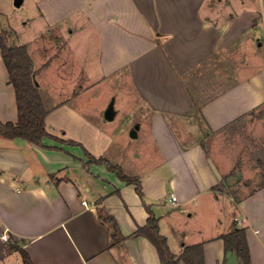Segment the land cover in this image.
Wrapping results in <instances>:
<instances>
[{"label":"crops","instance_id":"obj_1","mask_svg":"<svg viewBox=\"0 0 264 264\" xmlns=\"http://www.w3.org/2000/svg\"><path fill=\"white\" fill-rule=\"evenodd\" d=\"M37 5L45 29L61 31L62 80L70 91L48 105L50 135L42 145L0 135V264H22L2 237L6 229L34 264H162L156 246L136 234L150 216L147 205L174 254L203 243L205 264H224L221 236L238 226L246 228L251 264H264V141L248 161L259 180L237 196L214 188L240 169L237 162L219 156L204 138L264 106V0ZM71 75V82L65 79ZM107 78L127 80L129 95L112 97L104 112L88 107L81 96ZM198 90L213 93L204 98ZM112 102L115 113L108 120ZM129 117L132 138L146 125V152L154 160L138 161L141 152L129 153V132L114 127ZM17 120L16 91L0 49V123ZM201 120L206 133L195 123ZM87 153L137 176L144 199L134 183L90 162ZM241 169L249 179L248 167ZM245 184L243 191L250 182ZM229 204L238 212L219 227ZM101 213L115 218L122 242L111 247V228Z\"/></svg>","mask_w":264,"mask_h":264},{"label":"rangeland","instance_id":"obj_2","mask_svg":"<svg viewBox=\"0 0 264 264\" xmlns=\"http://www.w3.org/2000/svg\"><path fill=\"white\" fill-rule=\"evenodd\" d=\"M14 1L15 0H0V34L9 45L25 44L28 40L32 39L31 42H28L26 45L28 46L29 53L34 62L33 78L38 82V87L41 90L46 107H48L52 102L55 103L61 100V97L66 95L65 92L67 90L70 91L66 89L69 83H64L62 80V52L65 42L61 37V31L58 27L45 29L46 26L43 24V21L39 20L37 0H25L19 7L15 5ZM41 29L45 30L40 32ZM47 66L52 67L46 69ZM72 75L69 76V78L65 77V79L71 82ZM77 76V74H74L72 79L75 77V80H77ZM126 81L127 80H122V84L120 80L113 81L107 78L101 83L98 82L90 90L83 93L81 99L86 100L85 104H87L88 107L96 110L99 109L104 112L106 108L105 103L110 101L112 97L119 100L122 96L129 93ZM72 86L73 85H70V87L67 88H72ZM77 89H79V87L75 86V91H78ZM198 92H200L204 98L205 93L208 96L213 93L206 92V90H198ZM195 115H197V110L195 111ZM127 121L128 120L125 121L126 123L123 122V124L113 125L115 128L122 129L127 133L129 132V153L132 154L135 151L141 152L142 159H138V161L150 162L154 160L153 154L146 152L147 146L150 145L149 140H147L146 125L143 127L139 138H132L130 136V131L132 129L130 123H132L133 119L129 117V122ZM195 123L201 128L203 133L208 132L209 129L204 121H195ZM205 136V141L208 142L210 145L209 147L213 146L214 150H218L217 153H219V156L224 154L229 157L231 156L240 168H234L231 172V175H234V179L233 177L228 178L223 189L218 190L221 192H234L235 194H238L240 191L241 194H243L246 193L247 190L252 189L259 178L252 176L253 172L250 168L252 167V163H248V161L251 160L250 155L252 149L264 141V106L251 112L249 115L234 120L226 126L224 131ZM244 166H247L251 171L249 179L245 177L248 176V174H244L245 176L243 175L241 168ZM245 181H249L250 185L247 187L248 189L246 188L243 191L242 188L246 185ZM227 208L224 216L225 218L222 220L223 222L219 227L225 225V222H232L234 215L238 212L235 209L236 207L230 206V204Z\"/></svg>","mask_w":264,"mask_h":264},{"label":"trees","instance_id":"obj_3","mask_svg":"<svg viewBox=\"0 0 264 264\" xmlns=\"http://www.w3.org/2000/svg\"><path fill=\"white\" fill-rule=\"evenodd\" d=\"M0 49L2 57L9 72V81L14 85L18 105L17 122L0 123V135L14 138L22 137L36 144L42 145V140L50 134L46 128V117L49 110L46 107L40 88L33 78L34 62L26 44L9 45L0 34ZM70 143H76L69 140ZM90 162L106 164L109 169L117 171L119 177L136 185L137 192L144 199V193L140 179L137 176H129L118 164H114L105 157L96 158L90 153ZM225 175L215 189L222 190L230 177ZM150 216L146 225L139 226L136 234L146 236L157 248L162 264H178L180 260L186 264H205L203 243L188 245L181 255L171 251L167 237L161 233L159 218L154 214L150 206H146ZM102 220L111 228V247L122 242L125 237L121 234L115 218L101 213ZM225 241L226 250L232 249L238 253L239 264H251L249 244L246 228L236 226L230 232L221 236ZM12 239V238H11ZM11 250L18 251L22 258V264H34L24 248L10 241Z\"/></svg>","mask_w":264,"mask_h":264},{"label":"water","instance_id":"obj_4","mask_svg":"<svg viewBox=\"0 0 264 264\" xmlns=\"http://www.w3.org/2000/svg\"><path fill=\"white\" fill-rule=\"evenodd\" d=\"M16 6H21L23 3V0H15L14 1ZM36 85H38V82L35 81ZM114 107H113V102L109 105V107L107 108L106 112H105V116L108 120H112L114 117ZM132 136H136V130L134 129L131 132ZM224 264H239V258H238V253L233 251L232 249L228 250L226 252V260Z\"/></svg>","mask_w":264,"mask_h":264},{"label":"built area","instance_id":"obj_5","mask_svg":"<svg viewBox=\"0 0 264 264\" xmlns=\"http://www.w3.org/2000/svg\"><path fill=\"white\" fill-rule=\"evenodd\" d=\"M171 197H172L171 198L172 201H176L177 200V197H176L175 194H172ZM83 204L86 205L87 204V201L84 200L83 201ZM2 237L7 242L13 241V239H11V236L9 235V230L8 229L5 230V232L3 233Z\"/></svg>","mask_w":264,"mask_h":264}]
</instances>
